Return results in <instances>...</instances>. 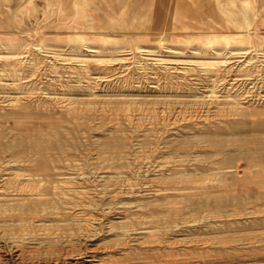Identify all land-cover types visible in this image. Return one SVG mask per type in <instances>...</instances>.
I'll return each instance as SVG.
<instances>
[{
    "label": "rangeland",
    "instance_id": "374dc122",
    "mask_svg": "<svg viewBox=\"0 0 264 264\" xmlns=\"http://www.w3.org/2000/svg\"><path fill=\"white\" fill-rule=\"evenodd\" d=\"M0 264H264V0H0Z\"/></svg>",
    "mask_w": 264,
    "mask_h": 264
},
{
    "label": "bare ground",
    "instance_id": "6f19581e",
    "mask_svg": "<svg viewBox=\"0 0 264 264\" xmlns=\"http://www.w3.org/2000/svg\"><path fill=\"white\" fill-rule=\"evenodd\" d=\"M211 42V41H210ZM8 44V43H7ZM9 45H13V46H17V43L16 42H14V41H12L10 44H8V46ZM20 46V45H19ZM10 47V46H9ZM13 48V47H12Z\"/></svg>",
    "mask_w": 264,
    "mask_h": 264
}]
</instances>
